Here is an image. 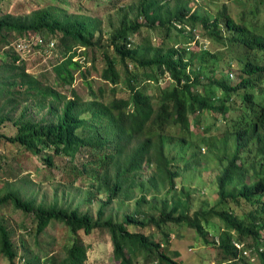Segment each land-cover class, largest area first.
Returning <instances> with one entry per match:
<instances>
[{
  "label": "trees",
  "instance_id": "obj_1",
  "mask_svg": "<svg viewBox=\"0 0 264 264\" xmlns=\"http://www.w3.org/2000/svg\"><path fill=\"white\" fill-rule=\"evenodd\" d=\"M228 1L212 16L191 0H140L131 7L135 16L126 12L107 44L98 22L88 17L62 19L50 9L27 21L0 15V110L9 111H0V142L26 149L48 167L59 166L56 157L81 162L76 177L97 184L106 197L94 218L79 208L36 205L14 190L0 196V208L11 204L33 218L26 228L37 238L54 223L71 233L62 255L30 259L25 250L21 259L11 230L0 220V252L9 264L19 258L22 264H92L80 233L96 231L109 233L113 264H188L173 249L168 225L195 230L216 250L213 264H264V0H253L239 16ZM15 39L52 57V70L32 73ZM204 39L220 49L209 50ZM97 51L104 63L98 87L91 79L95 66H88ZM77 73L85 93L75 86ZM32 105L54 120L28 115ZM22 107L14 120L11 114ZM8 122L16 127L14 134L3 130ZM200 133L206 135L200 139ZM204 143L221 165L217 200L192 210L191 192L178 186L180 172L169 150ZM200 153L192 152L187 163L199 160ZM139 183L163 188L166 196L177 187L181 197L173 196L171 205L165 199L156 212L107 218L106 206L123 195L131 198ZM147 201L143 194L138 203ZM214 219L222 230L210 238L206 227ZM152 227L161 237L145 232Z\"/></svg>",
  "mask_w": 264,
  "mask_h": 264
},
{
  "label": "rangeland",
  "instance_id": "obj_2",
  "mask_svg": "<svg viewBox=\"0 0 264 264\" xmlns=\"http://www.w3.org/2000/svg\"><path fill=\"white\" fill-rule=\"evenodd\" d=\"M191 1L192 6L198 9L200 13L211 14L212 16L216 15L217 10L224 2V0ZM139 2L140 0H0V15L10 14L15 19L27 21L31 20L36 12L50 9L54 15L62 19H71L77 16L88 17L98 22L102 41L107 44L111 32L120 25L124 14L130 12L129 18L135 16L136 10H132L131 7ZM228 2L233 14L239 16L240 14L242 15L244 10L250 8L254 1L230 0ZM153 40L158 42L159 36L153 35ZM22 41L19 42L22 43ZM35 41L37 42L38 39ZM201 44L207 45L209 50L213 49V47L216 50L220 49V47L215 46L216 43L211 39L201 40ZM25 46L24 49L26 50L22 55L23 57L28 56L30 71L39 73L49 70V73L52 70V57H42L31 45ZM230 47L234 46L231 45ZM199 50L200 46L197 48V52ZM101 53L102 51L94 52V55L89 57L91 62L88 63V66H95L92 68L91 79L96 87L103 83L100 78V73L104 67ZM56 54L58 53L56 52ZM93 57L95 58L94 63ZM52 76L50 77L53 78ZM76 77V88L85 93L86 86L80 78V74L77 73ZM31 107L32 109L28 115L32 114L36 120H42L43 118L48 121L54 120L48 110H40L35 105ZM24 109L25 107H22L19 111L11 114L12 118L14 120L18 119ZM1 113L6 114L9 111L4 109ZM228 115L232 117L234 113H229ZM209 120L212 122L214 119L210 117ZM225 127L224 124L223 129ZM3 130L6 133L14 134L17 129L13 122H8ZM195 135L197 138L196 133ZM205 135L206 133H200V139ZM206 149L207 146L204 143L197 148L187 147L184 151L178 147H172L169 150L170 156L175 158L176 168L180 172L177 179L178 186H184L191 192L192 210H200L207 205L214 204L217 200V177L221 173V165ZM200 150L199 160L190 164L187 163L189 155L194 151ZM0 156V196L10 190H14L25 200L34 201L36 205L79 208L82 212L89 213L94 218L106 199L105 194L98 192L97 184L89 180L83 181L76 177L82 169L81 162L74 164L67 158L56 157L59 166L48 167L39 156L5 141L0 142ZM181 156H184V158ZM140 181H142L141 177L138 178V182ZM165 191L163 188L155 191L149 184L144 188L139 183L138 186L132 189L133 195L131 198L123 195L111 205L106 206L105 216L123 220L127 214L131 213L156 212L159 211L165 199H168L169 205H171L175 202L173 196H176V198L181 197L177 187L175 192L168 196H166ZM143 194H147L148 201L140 204L138 201ZM153 196H156L158 200H153ZM0 220L11 230L21 259L25 250L28 253L27 258L30 259L34 255H39L43 258L46 254H53L54 252L62 255V250L69 244L71 239L70 231L61 223H54L43 235L37 238L34 233L27 231L26 228L32 225L33 218L20 210H16L11 204L0 208ZM166 228L174 234L173 249L181 252L182 255L179 259L188 264L214 263L216 250L206 244L195 230L185 225H168ZM206 229L209 231L210 238L216 235L218 237L219 232L222 230L221 224L217 219H214L213 225L206 227ZM145 232L155 233L156 239L161 237L159 232L153 227L145 229ZM80 234L90 246L88 251V261L90 263L113 264V244L107 231H96L91 235H86L83 232ZM21 259L19 258L18 264H22ZM0 264H9L7 257L1 252Z\"/></svg>",
  "mask_w": 264,
  "mask_h": 264
},
{
  "label": "built area",
  "instance_id": "obj_3",
  "mask_svg": "<svg viewBox=\"0 0 264 264\" xmlns=\"http://www.w3.org/2000/svg\"><path fill=\"white\" fill-rule=\"evenodd\" d=\"M36 39H38L37 42H40V39H39V38H35L34 41H35ZM23 42H24L25 44H24ZM35 42H36V41H35ZM18 43H19V47H20L22 50H24V51L26 50V49H24V48L26 47L25 45H29V46L31 45V42H29V41H27V40H25V39H23L22 43H20V42H18ZM28 49H29V48H28ZM238 246H239V245H238Z\"/></svg>",
  "mask_w": 264,
  "mask_h": 264
}]
</instances>
